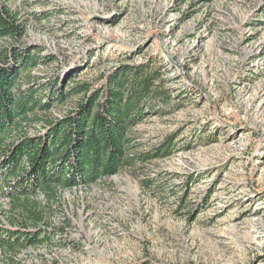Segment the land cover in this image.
<instances>
[{
	"label": "rangeland",
	"instance_id": "374dc122",
	"mask_svg": "<svg viewBox=\"0 0 264 264\" xmlns=\"http://www.w3.org/2000/svg\"><path fill=\"white\" fill-rule=\"evenodd\" d=\"M4 2L26 24L23 45L38 61L27 81L43 102L52 81L64 93L77 82L97 89L121 64L149 61L167 99L133 128L140 156L167 154L58 193L46 209L54 239L17 259L264 264V0ZM80 97L55 96L26 131ZM9 209L0 200L3 220Z\"/></svg>",
	"mask_w": 264,
	"mask_h": 264
},
{
	"label": "trees",
	"instance_id": "16d2710c",
	"mask_svg": "<svg viewBox=\"0 0 264 264\" xmlns=\"http://www.w3.org/2000/svg\"><path fill=\"white\" fill-rule=\"evenodd\" d=\"M26 29L18 13L0 0V200L10 207L6 219L0 217V264H25L17 259L21 251L54 239L46 211L58 193L165 156L169 146L142 157L134 141L133 128L145 111L167 102L157 85L161 70H154L153 62L121 64L102 77L97 89L77 82L64 93L56 88L60 81H52L53 100L43 102L42 93L27 81L38 61L23 45ZM55 96L61 104L81 97L69 113L47 119L40 133L30 135L26 126L49 111Z\"/></svg>",
	"mask_w": 264,
	"mask_h": 264
}]
</instances>
